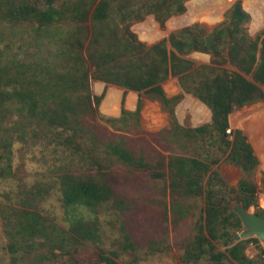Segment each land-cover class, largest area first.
Instances as JSON below:
<instances>
[{
  "label": "trees",
  "instance_id": "obj_1",
  "mask_svg": "<svg viewBox=\"0 0 264 264\" xmlns=\"http://www.w3.org/2000/svg\"><path fill=\"white\" fill-rule=\"evenodd\" d=\"M117 1L64 0L57 6L58 0H0V22H35L38 30L58 24L77 28L69 36L71 41L66 40L68 50L59 53L56 76L52 72L44 74V79L54 77L55 83H40L36 91L10 89L11 77L7 79L0 67V131L10 118L9 111L17 109L21 119L15 124L36 123L45 136L57 132L66 147L87 159L92 168L86 173L69 167L56 185H25L3 194L0 218L8 237L11 264H46L87 244L96 247L100 264H119L121 255L139 249L124 222L118 239L120 249L108 252L102 247V211L120 215L129 207L127 197L117 189L127 177L113 172L111 158L129 168L148 171L154 179L167 175L177 223L194 212L196 200H204L194 237L181 258L183 264H258L246 254L250 242L259 243L257 238L242 240L225 251L217 246H228L233 232L243 227L229 194L240 195L246 209L255 208V213L264 218V210L258 205V184L244 177L236 188L230 187L218 168H212L219 164L218 159L208 162L174 154L149 157L150 151L134 145L148 142L145 139L124 135L111 138L98 132L100 125L92 120L105 94L92 96L88 92L92 81H100L159 100L174 124L171 136L176 141L210 137L225 154L224 160L247 174L258 168L259 159L244 133L230 130L229 117L264 100V30L255 37L248 34L251 15L238 0L226 11L225 20L211 31L195 23L148 46L131 30L132 25L154 14L164 29L169 18L186 12L188 0H125V5ZM81 24L87 26L83 34ZM193 52L210 54V64L196 66L186 58ZM171 76L178 77L184 93L208 106L212 112L210 123L196 128L178 124L175 108L184 94L168 98L162 86ZM80 92L83 94L78 102L75 98ZM141 108L142 100L135 112L122 109L121 118L103 119L117 123L129 118L139 123ZM11 145L8 135L1 136L0 155L5 152L7 157ZM4 177H13L10 161L0 167V179ZM55 187L60 192L67 228L40 212L41 204ZM161 246V241L152 240L150 254L160 251Z\"/></svg>",
  "mask_w": 264,
  "mask_h": 264
},
{
  "label": "rangeland",
  "instance_id": "obj_2",
  "mask_svg": "<svg viewBox=\"0 0 264 264\" xmlns=\"http://www.w3.org/2000/svg\"><path fill=\"white\" fill-rule=\"evenodd\" d=\"M62 1L64 0H58L57 6H60ZM193 1L196 0H188L185 3L186 11ZM236 1L238 0H228L229 4L223 9L222 14L214 20L202 15L198 19L203 21L197 20V22L202 23L207 31H211L225 20L226 11ZM117 2L121 5L127 4L125 0H118ZM242 5L245 11L251 15L247 32L251 37H255L264 30V19L260 25L256 24V26L254 15L245 8L244 0H242ZM261 8H263V4L260 5ZM186 13L169 18L164 29L159 26L154 14H148L143 20L135 22L131 30L137 36L144 37L150 30L149 23H153L155 27L150 26L154 29L153 39L151 40L154 41L161 35H169L172 31L184 27V25H178L170 28V25L175 19L182 18ZM261 15L263 17L264 13L261 12ZM79 26H81V34L85 33L87 26L85 24ZM41 27L42 30H38V24L35 22H0V67L7 73V79L11 77L10 89L36 91L39 90L37 88L40 83L52 81L55 83L54 77L44 79V74L52 72L53 76H56L55 69L61 61L59 53L64 49L68 50L69 44L66 43V40L71 41L69 36L77 28L74 26L72 29V26L60 24L49 28ZM188 57L192 60L196 59L195 54H190ZM168 80L164 83V88L167 91L172 90L170 88L172 82L179 88L178 77L172 76ZM98 82L100 81H92L90 84L88 93L92 96L101 94H97L96 86ZM179 89L181 91V88ZM82 94L81 92L78 93L75 100L80 102ZM142 97L143 100H157L145 94ZM102 102H104V99L97 107L95 119L92 120V122L100 125L98 132H103L111 138L115 135H124L134 140L145 139L148 142L140 141L134 143V145L138 149L144 148L150 151L147 152L149 157L152 154L156 157L159 154H165L166 156L174 154L197 157L208 162L218 159L219 164L212 168H218L230 187L236 188L238 182L244 177L254 180L258 184V205L260 209L264 210V167L261 160H259V166L256 170L245 174L242 170L224 160L225 154H223L218 144H212L210 137L196 140L178 138L176 141L171 136L174 124H172L170 116L163 106H160V113L159 116L155 117L156 120L145 113L140 116L139 123L129 118L112 123L106 121L103 117L121 118L122 106H118L116 113H104L101 108ZM263 106L264 100L254 105L245 106L240 110L253 111ZM8 115L10 118H7L3 129L0 131V137L8 135L11 138L12 145L8 146L7 157L5 152H1L0 167L5 166L10 161L13 167V177L0 179V201L3 199L5 192L19 190L20 186H31L37 183L56 185L58 177L64 173L66 168L71 167L75 171L86 173L92 170L87 159L83 160L72 148L68 149L63 143V138L57 136V132L45 136V132L36 123L33 125L26 123L24 126L15 124L18 119H21L17 109L13 112L9 111ZM175 115L178 124L182 127L195 128L210 123L211 111L194 95L185 93L175 108ZM102 157L110 158L107 155H102ZM111 159L114 162L113 172L121 174L122 177H127V181H123L122 184L117 186V189L127 197L126 205L129 207L120 215L115 214V211H102L100 214L104 226L102 247L108 252L120 249L118 239H121L120 226L124 222L126 230L132 234L133 239L139 245V249L133 254L121 255L117 260L119 264H183L181 258L186 244L194 237L195 221L204 208V200H196L194 212L177 223L176 215L171 207L167 175L164 179H154L148 171L132 169L118 162L115 158ZM236 196L237 193L229 194V199ZM232 204L234 206L235 202H232ZM250 211L255 212V208H251ZM40 212L49 220L55 221L64 228L68 227L66 213L57 187L53 188L51 194L43 201ZM240 229H243V227ZM238 230L233 232L234 236L238 233ZM152 240L162 242L161 250L154 254H150L152 252L149 246ZM7 245L8 237L0 218V264H11ZM230 245L231 242L228 246L217 244L218 249L222 251H225ZM263 249L264 243L260 240L258 244L250 242L247 245L246 254L257 261L258 264H264ZM46 264H100V262L96 247L87 244L80 246L71 255H61L52 261L46 262ZM201 264H206V262ZM228 264H235V262L230 261Z\"/></svg>",
  "mask_w": 264,
  "mask_h": 264
},
{
  "label": "crops",
  "instance_id": "obj_3",
  "mask_svg": "<svg viewBox=\"0 0 264 264\" xmlns=\"http://www.w3.org/2000/svg\"><path fill=\"white\" fill-rule=\"evenodd\" d=\"M186 12H187L186 15L191 12L190 7H189V9L187 8ZM184 16H182V17H184ZM180 19L181 18L175 19V20H180ZM197 20L203 21V20L197 18L196 20H192L190 22H186V23L181 22L182 24L180 23L178 25H184V27L191 26L195 23H199V22H197ZM174 21H173V23H174ZM177 22H180V21H177ZM166 24L167 23H165V26H167ZM200 24L203 25L202 23H200ZM150 25H153V23H149L148 27L150 30L148 31V33L146 35H144V37H141L140 35L138 36L139 40L144 42L148 46L157 43L158 41H160L164 37H168L173 32L172 31L169 35H161L156 40L151 41L153 39L152 38V35L154 32L153 27H155V26L153 25V27H152ZM178 25H176V24L172 25V26L170 25L171 26L170 28H174ZM159 26H160V24H159ZM184 27H182V28H184ZM179 29H181V28H179ZM176 30H178V29H176ZM168 45H169V43H168ZM169 48L171 49L170 45H169ZM191 54H195L196 59L192 60L188 56L186 58L188 60L194 62L196 66H201L204 64H210V61H211V55L210 54L201 53V52H196V53L193 52ZM228 68L233 70V71H237V69L232 65H229ZM178 82H179V80H178ZM162 86H163L165 94L168 98L178 96L182 93L185 95L184 91L180 87V83L178 86H179V88H181V91L178 87H176V85L173 82L170 84V88L172 89L170 91H167L164 88V83ZM96 89H97V94L98 93H101V94L104 93L105 94L104 98H103L104 101L110 95H113V97H116L118 100V106L119 105L122 106V109H124L126 111L135 112L137 110L139 101L142 100V108H141L140 116L141 115L143 116V114H145V113L147 116L148 115L152 116L154 119H155V117L159 116L160 106H162V104L159 100H154V101H150L149 99L143 100V97H142L143 94H140L138 92L131 91V90H126L125 88H121V87H118L115 85L106 84L105 82H98ZM103 103L104 102H102L101 108L103 107ZM261 110H262L261 108L257 109V110H253V111L243 109V110H240L238 112H233L229 117V123H230V130L239 129L244 133V135L248 139V142L252 145L255 155L258 158H260L259 160H261L263 167H264V112H262ZM211 120H212V112H211V118H210L209 122H211Z\"/></svg>",
  "mask_w": 264,
  "mask_h": 264
},
{
  "label": "bare ground",
  "instance_id": "obj_4",
  "mask_svg": "<svg viewBox=\"0 0 264 264\" xmlns=\"http://www.w3.org/2000/svg\"><path fill=\"white\" fill-rule=\"evenodd\" d=\"M228 4H229L228 0H196V1H193L189 5L191 12L185 15L184 17H182L180 20H175L174 23L172 22L171 26L175 24L178 25L181 22L186 23L192 20H196L202 15L208 16L210 19L214 20L215 18L219 17L222 14L223 9ZM262 4H263V8L260 9V5ZM244 6L247 10L253 13L254 18H255L254 20L255 25L256 24L260 25L264 19V15L263 17L261 15V12L264 13V0H244ZM177 21H180V22H177ZM261 109H262L261 111L264 112V106ZM117 110H118V100L116 97H113V95H110L104 101L102 111L104 113H116Z\"/></svg>",
  "mask_w": 264,
  "mask_h": 264
},
{
  "label": "water",
  "instance_id": "obj_5",
  "mask_svg": "<svg viewBox=\"0 0 264 264\" xmlns=\"http://www.w3.org/2000/svg\"><path fill=\"white\" fill-rule=\"evenodd\" d=\"M230 201L235 202L234 211L243 224V229L238 230V233L231 239V246L250 238H257L264 243V218L257 215L254 211L246 209L241 202L240 195L230 198Z\"/></svg>",
  "mask_w": 264,
  "mask_h": 264
}]
</instances>
